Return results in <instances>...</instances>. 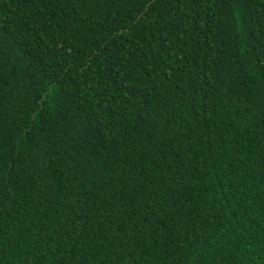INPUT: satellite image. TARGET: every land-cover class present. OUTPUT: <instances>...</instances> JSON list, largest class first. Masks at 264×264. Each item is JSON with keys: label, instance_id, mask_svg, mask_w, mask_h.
<instances>
[{"label": "trees", "instance_id": "16d2710c", "mask_svg": "<svg viewBox=\"0 0 264 264\" xmlns=\"http://www.w3.org/2000/svg\"><path fill=\"white\" fill-rule=\"evenodd\" d=\"M0 264H264V0H0Z\"/></svg>", "mask_w": 264, "mask_h": 264}]
</instances>
